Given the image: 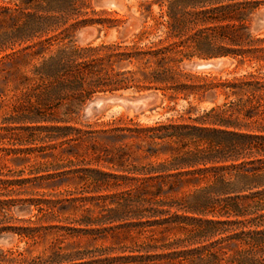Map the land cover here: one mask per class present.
<instances>
[{
  "label": "trees",
  "instance_id": "obj_1",
  "mask_svg": "<svg viewBox=\"0 0 264 264\" xmlns=\"http://www.w3.org/2000/svg\"><path fill=\"white\" fill-rule=\"evenodd\" d=\"M263 7L264 0H147L132 44L80 45L78 30L107 24L91 0L0 4V26H8L0 54L13 51L0 58V73L30 66L7 74L15 100L0 136L17 130L28 138L20 146L51 148L80 141L62 152L70 165L85 162L68 173L81 188L62 199H14L35 195L36 185L0 175V236L19 241L0 245V264H264V34L255 29ZM216 58L250 70L223 78L187 68ZM130 90L187 101L189 116L131 121L123 142L133 146L115 149L117 162L103 161L99 153H112L107 142L122 137L86 130L80 113L99 94ZM195 102L211 106L192 117ZM18 204L34 208L35 220L15 218Z\"/></svg>",
  "mask_w": 264,
  "mask_h": 264
},
{
  "label": "rangeland",
  "instance_id": "obj_2",
  "mask_svg": "<svg viewBox=\"0 0 264 264\" xmlns=\"http://www.w3.org/2000/svg\"><path fill=\"white\" fill-rule=\"evenodd\" d=\"M8 0H0V4L6 3ZM16 1V0H12ZM106 0H91V4L96 11H106L108 14L95 16L96 19H101L107 22L105 27L95 26L86 27L78 30L74 37L77 43L80 45H86L88 43L94 42V45L105 43V44H122L130 45L135 41L136 35L141 31V26L143 22V17L139 12L140 5L147 0H114L115 7L104 5ZM108 26L110 28H108ZM8 29V26H0V33ZM90 29L94 32L93 36L85 41L80 39V34L82 31ZM255 29L260 33L264 34V7L258 12L255 20ZM100 30V31H99ZM148 42L145 40L144 43ZM21 49V46H17L15 51ZM13 53V51L8 50L7 53L0 54V58L6 54ZM223 61L224 65L220 69L211 70H196L191 67L192 64L205 63V62H216ZM15 67H19L20 70H28L30 66L26 68L23 66H12L4 65L2 66V71L0 73V122L7 117L10 109L13 106L14 98L12 97L13 92L11 91L10 82L7 83V79L10 77L7 75L11 74ZM187 68L195 73H210L214 75H219L223 78L232 77L234 75H240L250 70V68L245 65L242 67H236V63L229 58H216L210 60H193L187 64ZM153 96L154 98L150 100L149 104L139 110L127 109L122 106L117 105H106L102 109H95L91 113H87L88 106L95 101L97 98L104 97H124L128 99H136L142 96ZM222 97L219 98L218 103H221ZM197 111H193L192 117H196L201 114L202 110L209 108L210 103H205L198 105L194 103ZM189 109V104L187 101L182 99L173 101L169 97H165L160 91H120L115 93L99 94L95 96L92 100L88 101L80 113V119L83 125H85L86 130H102L111 129L113 134L121 136L119 141L107 142L109 147L112 149V153H99V156L105 160H114L117 162L120 158L115 154V149H127L132 147V142L130 140H125L123 142V129L126 127H134L131 121L140 125H152L157 121L166 120L168 118L178 119L181 116L188 117L187 111ZM24 137L27 140L26 133H20V131L12 130L8 133L2 132L0 136V175L5 178H24L33 180L31 185H36L34 189V194H20L19 196H12V198L26 199L28 197H34L38 199H62L67 195L66 191H75L81 188V184L78 180H74L71 173L72 170L84 167V163H80L78 166L70 165L69 159H67L66 150L70 149L71 145L83 144L78 142L65 144L60 147L51 148L46 144L41 142H33L35 144L29 146H20L18 141L20 137ZM101 136L96 135L95 138L101 141ZM36 147V148H35ZM35 149L34 151H28L26 153H15L19 149ZM65 151L66 155L62 152ZM10 153L7 155V153ZM81 159L90 160L89 158L83 157ZM121 164L123 165V156H121ZM106 163V162H103ZM55 165H63V169L55 172V176L43 179L42 177L48 175L45 170L48 167ZM113 165V164H110ZM96 167V166H93ZM115 167V166H114ZM106 171L113 172L114 168L106 169L101 167ZM52 173V172H50ZM7 175V176H6ZM30 211L26 204H18L11 208L12 215L20 220H28L33 218V215L37 211L32 208ZM39 224L38 222H36ZM19 242L15 236H12V240L8 244H3V246H9L13 243ZM109 243H106L108 245ZM19 246L23 247L24 243H19ZM42 246H39L41 250Z\"/></svg>",
  "mask_w": 264,
  "mask_h": 264
},
{
  "label": "water",
  "instance_id": "obj_3",
  "mask_svg": "<svg viewBox=\"0 0 264 264\" xmlns=\"http://www.w3.org/2000/svg\"><path fill=\"white\" fill-rule=\"evenodd\" d=\"M114 0H106L104 5L113 6ZM115 7V6H113ZM94 32L90 29H86L81 32L80 39L82 41L87 40L91 36H93ZM224 65L223 61H216V62H205V63H196L192 64L191 67L196 70H211V69H220ZM153 96H142L136 99H128L124 97L112 96V97H104V98H97L93 101L87 108V113H91L95 109H102L106 105L112 104L117 106H122L127 109L139 110L146 107L150 100L153 99ZM12 240L11 235H3L0 236V245L8 244Z\"/></svg>",
  "mask_w": 264,
  "mask_h": 264
}]
</instances>
